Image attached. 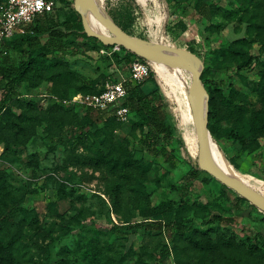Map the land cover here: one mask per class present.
<instances>
[{"label": "rangeland", "instance_id": "374dc122", "mask_svg": "<svg viewBox=\"0 0 264 264\" xmlns=\"http://www.w3.org/2000/svg\"><path fill=\"white\" fill-rule=\"evenodd\" d=\"M98 3L126 35L203 61L204 81L219 84L206 86L213 141L264 193V0ZM74 4L56 0L47 15L77 18ZM100 43L72 37L67 51L81 54L47 58L39 43L15 94L7 95L0 79V102L7 95L10 108L0 122V264H264L256 239L264 241V212L207 172L191 174L199 153L195 125L185 130L175 82L153 61L144 59L151 77L142 88L162 104L173 143L184 140L175 167L165 155H151L149 129L133 112L125 120L107 112L94 126L76 129L87 119L85 106L64 100L96 94L131 72L132 62L118 57L121 48ZM181 71L190 89L192 75ZM214 215L236 225L204 223ZM188 220L195 224L182 231H111Z\"/></svg>", "mask_w": 264, "mask_h": 264}, {"label": "trees", "instance_id": "16d2710c", "mask_svg": "<svg viewBox=\"0 0 264 264\" xmlns=\"http://www.w3.org/2000/svg\"><path fill=\"white\" fill-rule=\"evenodd\" d=\"M122 32L124 33V30H122ZM72 37L90 39L84 30L82 17L79 14L77 18L67 19L64 21H56L51 16L42 14L38 16L32 24L26 27V32L24 34H17L12 38L5 40L0 48V79L6 81L5 89L7 91V95L16 93V87L20 84L22 78L29 70L35 59L36 47L39 45V43H43L39 53L44 58H47L48 55L53 53L62 56L67 54L72 56L81 54V52L78 50H72L71 53L67 51L68 41ZM94 40L97 43L101 42L95 38ZM105 47L112 49L115 46L108 45ZM121 51L125 53L126 56L119 52V59L124 61L126 60L128 63L133 62L137 58H141L134 52L124 47L121 48ZM13 56H18L19 59L15 61ZM142 60L145 61L143 58ZM203 82L205 87L208 84L213 87H219L218 82L213 80L204 81L203 79ZM142 85H136L131 80L125 82V86L128 91V97L123 105L127 106L130 112L135 113L145 121L146 126L149 129L145 138V144L148 147L151 155H165L166 161L172 167H175L177 160L176 152L178 151L179 146L184 145V140L180 138L179 143H173L172 131L170 126L167 124L165 110L162 107V104L157 102V100H152L150 98V94L142 88ZM7 95L0 102V122L7 121L8 117L10 116ZM157 98H159L158 95ZM85 110L87 119L84 122L78 124L76 128L81 132L88 127L94 126L107 112L115 113L113 108L104 112L98 111L99 113L97 114H95L96 110L91 107L85 106ZM200 171L201 169L197 161L194 169L191 171V174L196 177L197 173ZM204 223L210 225L218 224L220 226L236 225V222L233 218H225L220 215H214L209 221ZM194 224L195 221L193 220H188L184 223L172 221L167 224L163 223L162 221H144L136 224L114 225L111 228V231L115 235L129 236L140 231H182L188 229ZM256 239L262 244V247L264 248V241H262L259 237ZM164 249L168 251L166 246ZM58 264H62V262Z\"/></svg>", "mask_w": 264, "mask_h": 264}, {"label": "water", "instance_id": "95a60500", "mask_svg": "<svg viewBox=\"0 0 264 264\" xmlns=\"http://www.w3.org/2000/svg\"><path fill=\"white\" fill-rule=\"evenodd\" d=\"M79 1L91 5L94 13L105 24L111 35L100 34L93 31L86 18L79 12ZM75 9L80 13L86 34L106 45L126 48L143 59L150 57L172 61L187 69L192 75L190 92L193 94L194 125L199 144L198 165L226 187L235 191L239 196L249 201L252 205L264 212V194L243 181L219 172L212 164L209 152V143L213 140L209 131V98L203 82L205 65L203 61L189 50L172 47L163 43L146 41L130 37L122 32L112 17L96 0H75Z\"/></svg>", "mask_w": 264, "mask_h": 264}, {"label": "built area", "instance_id": "2783aa9c", "mask_svg": "<svg viewBox=\"0 0 264 264\" xmlns=\"http://www.w3.org/2000/svg\"><path fill=\"white\" fill-rule=\"evenodd\" d=\"M55 4V0H0V48L5 40L24 34L26 27L38 16L53 12ZM116 49L120 50L118 47ZM150 77V66L142 58H137L132 62L129 78L107 82L98 94L80 95L72 100H64V103L80 104L101 112L113 108L115 114L125 120L130 115L129 108L123 105L128 97L125 82L131 80L136 85H142Z\"/></svg>", "mask_w": 264, "mask_h": 264}, {"label": "bare ground", "instance_id": "6f19581e", "mask_svg": "<svg viewBox=\"0 0 264 264\" xmlns=\"http://www.w3.org/2000/svg\"><path fill=\"white\" fill-rule=\"evenodd\" d=\"M96 1L98 2V0ZM139 1L142 4H146L147 1L149 2V0H139ZM78 4H79V12L86 18L91 29H93V31L98 32L100 34L108 35L105 24L94 13L93 9L91 8V5L88 3H83L82 1H79ZM150 60L156 64L160 72L167 74L168 76L172 77V79L174 80L176 85V89L174 90V93L177 102L179 103L180 106V110L182 113L181 116H183L181 122L183 121V124L186 128L185 130L189 132L187 129L195 123L194 110H193L194 100H193V94L190 92L187 83L183 77V73L181 71L183 67L172 61H163L152 57H150ZM169 65L176 66V68H170ZM187 138L190 139L191 135L189 134ZM209 152H210L212 164L215 167V169H217L219 172H222L226 175H229L237 180L243 181L244 183H247L250 186H252L247 179H245L241 174H239L235 170V168L229 162L227 157L224 155V153L220 150V148L213 140L209 143Z\"/></svg>", "mask_w": 264, "mask_h": 264}, {"label": "crops", "instance_id": "0c3cea01", "mask_svg": "<svg viewBox=\"0 0 264 264\" xmlns=\"http://www.w3.org/2000/svg\"><path fill=\"white\" fill-rule=\"evenodd\" d=\"M130 76V75H129ZM129 76H127V78H129Z\"/></svg>", "mask_w": 264, "mask_h": 264}]
</instances>
